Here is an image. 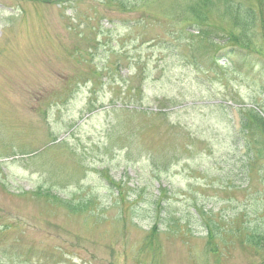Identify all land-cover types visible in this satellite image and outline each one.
<instances>
[{
	"label": "rangeland",
	"instance_id": "obj_1",
	"mask_svg": "<svg viewBox=\"0 0 264 264\" xmlns=\"http://www.w3.org/2000/svg\"><path fill=\"white\" fill-rule=\"evenodd\" d=\"M234 43L264 58V0H0V246L29 261L11 264H264L226 229L153 230L139 197L205 194L224 216L256 203L260 175L229 192L214 177L242 114L264 115V67L225 68Z\"/></svg>",
	"mask_w": 264,
	"mask_h": 264
},
{
	"label": "trees",
	"instance_id": "obj_2",
	"mask_svg": "<svg viewBox=\"0 0 264 264\" xmlns=\"http://www.w3.org/2000/svg\"><path fill=\"white\" fill-rule=\"evenodd\" d=\"M239 8L242 9V5H238ZM244 8V7H243ZM226 54H228L227 60L224 62L225 68H232V62L235 65L237 71H241V69H246L247 72H250L254 69V74H258V68L264 67V58L259 54H255L245 51V53H250L254 56V61L251 63L248 56H245L241 53L240 49L234 43V46H229L223 49ZM222 50L215 52V59L219 63L218 56ZM218 55V56H217ZM200 59V58H198ZM201 61V59H200ZM247 62L251 63L248 64ZM245 63L247 66H245ZM208 61L205 62V65L208 66ZM219 71H221V67H219ZM208 71L219 75L220 73L209 66L207 68ZM264 79H257L256 83L259 84L261 88L264 89V83L261 82ZM64 101H62L63 103ZM215 104V103H213ZM212 104V105H213ZM253 113H256V118L249 119L245 114H242L243 122L240 123V127L235 131V135L232 138L231 146V155L229 159L222 161L217 164L219 167H216L218 171L214 173V177L224 186V192L228 191V188H240L242 191H249L251 190L252 180L254 179L255 173L260 175L259 178L264 185V115L263 113H259L257 110L249 108ZM155 113V112H154ZM241 113V112H240ZM166 115V113H163ZM75 125L72 126V128ZM74 133H71V136ZM68 137H62L57 143V145L64 146L67 143ZM57 145H52L48 149H52ZM45 151L42 150L40 153L33 155L32 158H37L38 156L42 155ZM29 153L24 152H17L13 151L11 155H28ZM8 155V156H11ZM0 158H3L0 156ZM259 161H262V166H259ZM2 166V163H0ZM156 166V165H154ZM217 166V165H216ZM214 171V170H211ZM210 173V172H209ZM157 177V178H156ZM157 180H161V176L155 174ZM109 180V178H107ZM110 181V180H109ZM111 185L113 182H109ZM115 185V184H113ZM113 189V188H112ZM141 192V191H139ZM173 187L165 188L160 187L157 192L152 194V197L149 196L145 201L142 193L139 196L143 202H150V209L153 216V221L155 222L154 226L152 227L153 230H157L159 228L158 223H166L170 226H177L179 227L180 224L184 223L183 225L188 226V230L193 231V229L202 232L203 234L207 235L209 242L215 237H218L221 233L225 230L228 234H232L233 232L235 235L242 240V242L247 243V246L252 248L255 253H258L260 256L264 254L262 250H264V187L261 190H255L251 192V197L256 203L250 200V205H246L245 209L240 211L239 215H226L224 216V210H219L215 212L214 207L207 206V203H203L207 196L204 194L203 197H200L199 201L195 197H191V202L186 206H180L178 208L173 201ZM157 193V194H156ZM120 199H122V192H119ZM150 200V201H149ZM93 199H87L85 204L93 203ZM214 216L220 218L221 220L218 221L214 219ZM251 216V217H250ZM263 219V220H262ZM241 220V221H240ZM262 220V221H261ZM240 221V222H239ZM239 222V223H238ZM240 224L239 227H236V224ZM223 224H230V228H226ZM182 226V225H181ZM227 241L226 238H223L222 243ZM226 244V243H225ZM20 247L19 244L12 247L10 246H0V252L8 258V262L11 264L12 262H20L22 261L29 262L26 260H22L23 252H14L17 248ZM216 246L215 248H217ZM19 250V249H18ZM60 255V254H59ZM51 256L50 258L43 259L40 261L38 259L39 264H63L65 259L61 256L60 260L58 256ZM25 259V258H24ZM35 263V262H33ZM86 263V262H85ZM88 263V262H87Z\"/></svg>",
	"mask_w": 264,
	"mask_h": 264
}]
</instances>
